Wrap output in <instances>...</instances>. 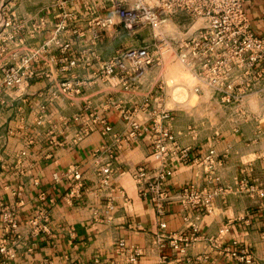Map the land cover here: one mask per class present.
<instances>
[{
  "label": "crops",
  "instance_id": "obj_1",
  "mask_svg": "<svg viewBox=\"0 0 264 264\" xmlns=\"http://www.w3.org/2000/svg\"><path fill=\"white\" fill-rule=\"evenodd\" d=\"M38 1L20 0L13 5L16 13L31 14ZM243 6L252 31L264 36V0H245ZM18 41L7 55H0V67L16 54L33 58L35 73L50 76L34 80L24 91L0 87V207L11 209L17 223L13 235L6 234L0 221V246L12 250L9 264H238L221 253L234 244L250 252L255 264L264 263V197L235 191L241 181L264 186V104L252 97L246 121L233 130L227 120L229 109L216 107V100L207 95L190 94L182 103L174 94L178 89L168 88L161 69L122 84L96 80L95 65L71 72L84 82L79 96H61L45 104L41 94L66 78L58 73L60 53L50 45L45 52L40 50L50 41L46 34L31 39L23 33ZM142 41H127L120 34L96 52L107 59L121 45L136 47ZM82 48V41L75 42L68 55ZM145 101L148 107L141 110ZM164 110L170 111L171 120L165 126L177 146L190 150L188 164H171L173 174L166 191L174 196L185 188L231 189L213 201L210 213L187 214L175 201L166 206L161 218L149 200L137 193L131 174L156 162L150 135L117 142L128 131L124 114L147 129L150 115ZM100 121L111 128L110 134L101 133ZM209 150L222 162L210 185L198 165ZM110 152L113 174L108 186L99 188L96 165L104 163ZM69 167L78 168L84 187L81 198L71 205L63 200L70 185L53 180ZM109 206L113 210L107 215ZM195 216L196 239L185 247L181 241L192 231L183 219ZM37 217L45 218L46 232L33 235L29 222ZM161 224L166 225L164 231ZM227 226L228 233L219 238V231ZM171 240L184 253L173 250ZM119 242L127 250L139 249L142 255H120Z\"/></svg>",
  "mask_w": 264,
  "mask_h": 264
},
{
  "label": "built area",
  "instance_id": "obj_2",
  "mask_svg": "<svg viewBox=\"0 0 264 264\" xmlns=\"http://www.w3.org/2000/svg\"><path fill=\"white\" fill-rule=\"evenodd\" d=\"M16 1L20 0H0V55H7L23 33L31 39L40 34L50 37L40 50L45 52L49 45L58 50V73L66 78L53 83L41 94L45 104L61 96H79L84 82L75 79L71 72L90 65L97 67L96 80H116L122 84L155 68L161 69L165 77H169L171 69L182 72L186 84L175 78L170 81L172 87L168 88L179 90L182 85L189 84L192 85L190 94L211 96L216 100V107L229 109L227 120L233 130L246 121L247 106L252 97L264 104V36H257L252 31L243 6L245 0H39L33 13L22 15L14 9ZM142 33L151 38L139 46L121 45L107 59L96 52L116 41L120 34L131 41ZM78 41L84 43V48L70 57L68 53ZM17 57L11 54L0 67L3 90L24 91L34 80L50 76L35 73L33 58ZM148 104L145 101L141 110L147 109ZM44 111L41 106L40 113ZM124 118L128 131L117 139L118 143L137 141L147 134L151 136V154L156 165L150 169L136 168L131 178L138 195L149 200L158 217H164L166 206L175 201L187 214L200 210L210 213L216 198L231 193V189L197 191L185 188L174 196L169 195L166 184L173 174L171 164L190 162V150L178 147L170 129L165 126V122L171 120L170 111L151 114L147 129H142L128 114H124ZM93 120L98 121L97 118ZM100 124L103 135L111 133L105 122L100 121ZM108 155L104 163L96 165L99 188H106L113 174L112 153ZM198 165L210 185L222 162L214 150H209ZM53 180L70 185L63 198L67 205L81 198L84 187L78 168L69 167ZM235 191L264 197V186H248L244 181ZM112 210L109 206L106 214ZM183 220L192 231L189 238L181 241L187 247L196 239L198 217ZM0 221L6 234H16L17 223L11 209L0 207ZM29 224L34 227L33 235L46 232L44 217H37ZM229 228L220 230L218 237L222 238ZM160 229L164 231L166 225L161 224ZM162 238L160 236L159 240ZM235 246L224 248L221 253L238 264H255L250 252ZM170 247L184 253L176 240H171ZM116 249L120 255L134 258L142 255L139 249L127 250L123 242H119ZM0 257V264H9L12 250L1 245Z\"/></svg>",
  "mask_w": 264,
  "mask_h": 264
},
{
  "label": "rangeland",
  "instance_id": "obj_3",
  "mask_svg": "<svg viewBox=\"0 0 264 264\" xmlns=\"http://www.w3.org/2000/svg\"><path fill=\"white\" fill-rule=\"evenodd\" d=\"M12 10H14V9H12ZM11 10V11H12ZM150 36L147 34V33H145V35L143 36V37H140V35H139V37H136V39L137 40H140L141 41V39H143V40H145L146 42H148L149 40H150ZM130 43V42H129ZM175 78H178V82H180V80H181V82H183V84H186L185 82H184V76H183V74H182V72H179V71H172V69L169 71V77H167V79H168V86L169 87H172V85L170 84V81H172L173 79H175ZM190 86H192V85H189V84H187V85H182L181 87V89H179L178 90V92H175L174 94H178L177 96H176V98H179L180 100H182V103L185 101L184 99L186 98H188V96L190 95V92H189V88H190ZM191 96H194L193 94H191ZM194 99V98H193ZM192 104V103H191Z\"/></svg>",
  "mask_w": 264,
  "mask_h": 264
}]
</instances>
